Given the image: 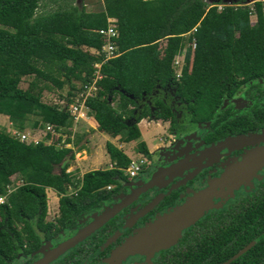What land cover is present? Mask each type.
Segmentation results:
<instances>
[{"label": "trees", "instance_id": "1", "mask_svg": "<svg viewBox=\"0 0 264 264\" xmlns=\"http://www.w3.org/2000/svg\"><path fill=\"white\" fill-rule=\"evenodd\" d=\"M84 1L64 0L54 11L38 13L42 0H0V115L17 131L73 126L67 106L45 104L43 93L47 84L67 87L63 101L68 104L90 82L94 64L103 59L96 54L105 44L98 31L108 26V19L116 21V56L102 63L99 91L86 100L100 133L123 138V143L138 141L136 151L146 159L150 154L139 141L138 128L145 119L169 122L177 134L205 122L215 132L228 126L229 133H236L262 121L261 3L254 4L252 25L247 0H231L221 10V3L208 5L206 0H102L96 11H87ZM183 51L177 77L174 58ZM29 77L32 81L20 88ZM240 92L254 106L229 114L224 103ZM105 150L111 167L88 171L77 180L75 172H66L74 160L72 149L26 145L0 128V193L20 183L0 209V264L29 256L61 229L76 228L119 192L107 187L126 180L131 160L110 142ZM46 190L58 197L56 223L46 222Z\"/></svg>", "mask_w": 264, "mask_h": 264}, {"label": "flooded vegetation", "instance_id": "2", "mask_svg": "<svg viewBox=\"0 0 264 264\" xmlns=\"http://www.w3.org/2000/svg\"><path fill=\"white\" fill-rule=\"evenodd\" d=\"M224 106L238 114L254 104L240 92ZM166 123L180 153L178 148L159 158L149 152L134 177L107 189L119 192L101 209L12 264L38 263L113 207L119 210L111 218L46 264H264V166L243 168L264 150V117L253 130L236 133L228 126L215 132L205 122L177 134ZM189 203L196 213H175ZM158 222L171 236L155 247L150 230ZM63 234L68 236L57 240Z\"/></svg>", "mask_w": 264, "mask_h": 264}, {"label": "rangeland", "instance_id": "3", "mask_svg": "<svg viewBox=\"0 0 264 264\" xmlns=\"http://www.w3.org/2000/svg\"><path fill=\"white\" fill-rule=\"evenodd\" d=\"M76 0H73L75 3ZM102 0H85L87 11H96L100 9V4ZM64 0H42L38 13H46L54 11L59 5H62ZM208 5L212 3H221L219 6L230 5L231 0H206ZM251 2L247 3L249 6ZM164 43L160 44L162 48ZM181 62V59H179ZM32 77L26 78L20 85V88L25 89L27 85L32 81ZM49 89L45 90L43 93L42 101L48 105H57L64 100V97L67 93V87H64L62 90H58L53 87L51 84H47ZM92 114H90L91 116ZM89 116V115H88ZM89 120L82 121L78 124H74L70 128L69 138L72 142L69 144L68 148L72 149L75 152L74 160L71 161L69 166V171L76 173V178H80L88 171L92 170H105L111 167L109 158L106 154L105 144L107 142L112 143L119 150L123 151L131 162H135L140 159V154L136 151V146L138 141L123 143V138L112 137L105 133H100L95 128L93 123L88 122ZM32 119H30L25 124V128L30 127ZM27 126V127H26ZM0 128L7 131L8 133H13L16 129L9 122L7 118L0 116ZM138 128L141 133V138L139 141L146 143L148 151L150 153H158L157 156L162 157L167 152H175L179 147L175 145L174 138H170L167 135L168 123L155 121L150 119L142 120L138 124ZM26 131V130H25ZM172 144V145H171ZM160 146L162 148H160ZM170 146V147H169ZM77 148H81L77 150ZM180 153V148L178 149ZM156 151V152H155ZM177 156V155H176ZM47 196V217L46 220L50 221L56 219L58 216V197L52 190H46ZM167 230L162 229L160 226L155 230H150V241L154 244L155 247H160L164 242L170 240V236ZM62 236V238H61ZM57 240L66 238L68 235L63 234ZM156 240H160L158 243ZM55 242L49 243V247L54 245Z\"/></svg>", "mask_w": 264, "mask_h": 264}, {"label": "built area", "instance_id": "4", "mask_svg": "<svg viewBox=\"0 0 264 264\" xmlns=\"http://www.w3.org/2000/svg\"><path fill=\"white\" fill-rule=\"evenodd\" d=\"M261 3L262 5V15L264 18V0H255L252 3L249 4L250 6V19L251 24H256V10L254 7L255 3ZM218 10H221V6L217 7ZM116 21L114 19H108V26L105 29H101L98 31V34L102 36L105 40V44L102 47L100 52H97L96 54L99 56H103V59L101 62L94 64V75L93 78L90 80V82L82 85L80 87L79 93L73 98L71 103H66L62 101L60 104V107L67 106L68 113L73 121L74 124H78L82 121L89 120L88 117V110L89 108L86 106V100L88 98L95 97L96 94L99 91V87L97 85V82L101 79V76L99 74V69L102 65V63H105L109 59L116 56V45L114 40L117 38V31L115 26ZM195 48V43H192V49ZM185 57V51L182 52L181 55H178L174 58L173 68L175 70L176 76H179L180 68L183 65ZM181 59V62L180 60ZM71 130L69 128H63V127H55L50 124L44 125L42 129H36V130H28V131H14L11 135L12 137L19 140L21 143H24L26 145H32L37 146L40 144L44 145H54L55 147L61 149V148H67L69 144L72 142V140L69 138V135L72 133H68ZM70 140V142H67V140ZM144 163V159L140 158L135 162H130L128 168L125 170L126 177L132 178L134 177L141 169L142 165ZM67 173H73L72 171H69L67 169ZM80 178H76L77 180H80ZM20 183L15 182L13 186H8L3 193H0V209L1 207L5 206L8 202V198L11 195V193L15 190L16 187H18ZM107 189H110V186L107 187ZM69 192L74 193V190L72 188H69Z\"/></svg>", "mask_w": 264, "mask_h": 264}, {"label": "water", "instance_id": "5", "mask_svg": "<svg viewBox=\"0 0 264 264\" xmlns=\"http://www.w3.org/2000/svg\"><path fill=\"white\" fill-rule=\"evenodd\" d=\"M255 0H247V3L253 2ZM243 166L244 169H250L255 167L264 166V150L259 153H255L254 158L250 161L247 160ZM119 210V207H113L109 209L108 211H105L100 217L96 218L89 226L84 228L83 230L79 231L74 237H72L67 242L60 245L57 249L49 253L47 257L41 261H39L36 264H46L49 260L53 259L54 257L58 256L59 254L63 253L65 250L75 246L77 243L81 242L83 239H85L89 234H91L96 228H98L100 225H102L103 222L111 218L117 211ZM195 210H197V207L194 205L192 206L190 203L184 206L181 209H178L175 213H196ZM160 228L162 229L161 222L154 224V228ZM160 240H156L158 243Z\"/></svg>", "mask_w": 264, "mask_h": 264}, {"label": "crops", "instance_id": "6", "mask_svg": "<svg viewBox=\"0 0 264 264\" xmlns=\"http://www.w3.org/2000/svg\"><path fill=\"white\" fill-rule=\"evenodd\" d=\"M92 51V50H91ZM92 53H95V51H92ZM90 114H91V112H90V110H88V117H89V121L88 122H90V123H92V119H93V117H92V115L90 116ZM1 117H4V118H7L6 116H3V115H0ZM8 119V118H7ZM95 122V121H94ZM94 125H95V128L97 127V124H96V122L95 123H93Z\"/></svg>", "mask_w": 264, "mask_h": 264}]
</instances>
